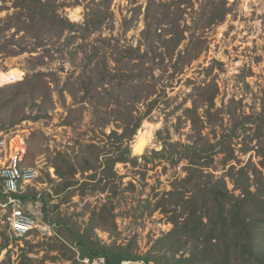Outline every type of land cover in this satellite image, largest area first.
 Instances as JSON below:
<instances>
[{"label":"rangeland","instance_id":"obj_1","mask_svg":"<svg viewBox=\"0 0 264 264\" xmlns=\"http://www.w3.org/2000/svg\"><path fill=\"white\" fill-rule=\"evenodd\" d=\"M15 1L0 0V27H5L17 15L28 19L24 10L14 7ZM222 1H226L228 9L226 18L208 24L210 14ZM41 2L50 9L55 8L60 18L75 26L67 28L60 39L46 34L42 39L45 46L34 52L0 58V73L19 77L11 83L4 79L1 90L35 73L46 76L44 79L50 88L49 91L45 84L36 86L32 100L20 86L22 94L6 106L1 104L9 96L0 95V136L24 139L26 155L22 165L36 164L39 169L38 179L25 192L24 204L30 209L39 195L38 216L50 228L49 234L35 232L28 238L16 239L0 223V243L7 241L8 244L6 251L0 253V261L8 257L10 264H19L25 255L32 261L29 264H38L41 259L44 264H71L61 250V244H65L75 259L85 264L79 259L77 247L64 240L62 225L78 226L84 232L91 216L100 213L103 207L111 209L106 227L111 226V218L117 229L114 233L95 229L97 239L106 245L134 240L136 252L145 254L157 238L172 228L160 212L151 213V209L155 197L170 191L173 179L184 177L186 162L145 163L141 157L150 158L154 151H161L156 138L159 130L163 138L167 130L171 142L189 143L191 127L183 111L192 107L194 87L209 81L215 82L219 89L214 110H220L221 120L218 118L217 123L209 124L203 135L212 145L223 136L224 144H230L237 159L231 164L244 165L251 161L264 182V126L259 137L254 136L251 141L247 138L256 133L257 114L264 108V0H156L170 6L169 12L157 6L158 13H165L168 21L175 20L185 31V39L176 53L189 50L200 54L180 74L174 73L173 62L161 63L159 59L158 62L153 58L152 48L147 49L141 43L148 0ZM164 23L158 26V33L167 28ZM13 33L14 29L0 33V44ZM21 36L22 33L18 34L15 40ZM33 41L28 42L29 49ZM139 45L138 52L131 51L130 48L136 49ZM159 52L164 49L160 48ZM42 55L45 58L40 64L38 57ZM130 58L134 60L130 62ZM5 77L8 81L9 77ZM150 86L155 87L157 94L145 100L143 97ZM65 88L60 98L59 91ZM137 99L142 101L136 103ZM155 99L153 110L145 115L148 102ZM233 110L235 115L229 112ZM130 114L136 121L143 118L131 141L121 146L129 147L132 152L126 162L110 166L109 157H115L116 152L113 132H122ZM248 115L252 116L249 122L243 127L239 125ZM23 117L25 120L20 121ZM145 129L152 130V138L140 155H134L135 137ZM247 147L251 151L244 153ZM90 155L97 159H91V170L83 172L80 166ZM133 157H138L136 164L132 163ZM58 158H66L76 169L69 179L72 186L64 190H61L63 180L54 166ZM211 158V172L219 178L223 168L231 164L222 166L224 153L220 146L214 148ZM225 181L232 190V182L228 178ZM234 193L238 195L237 191Z\"/></svg>","mask_w":264,"mask_h":264},{"label":"trees","instance_id":"obj_2","mask_svg":"<svg viewBox=\"0 0 264 264\" xmlns=\"http://www.w3.org/2000/svg\"><path fill=\"white\" fill-rule=\"evenodd\" d=\"M221 3L217 8L215 5L213 6V9H216L210 14L208 24L222 22L226 18L228 13V9L225 8L226 1ZM157 6L161 9L164 7L169 12V5L156 3V0H148L145 29L141 32V43L147 49L152 48L153 58L158 62L159 60L161 63H164L165 60L173 62L174 73L180 74L183 67L196 60L200 54L189 50L176 53L185 39V31L175 20L168 21V16H165V13L159 14ZM14 7L24 10L28 19H21V16L17 15L11 17L10 23L5 27H0V33L14 29L13 35L10 38H3L4 42L0 44V58L16 57L27 52H34V50L45 46L42 39L46 34L60 39L67 28L72 29L75 26L67 19L60 18L55 8L50 9L46 4H42L41 0H16ZM163 23L167 28H163L158 33L160 30L158 26ZM88 27L87 24L85 28ZM20 33L22 36L16 41L15 36ZM30 40H34L31 49L27 45ZM16 42H19L18 47L15 46ZM139 48L140 45L136 49H130L133 52H138ZM160 48H163L164 52H159ZM44 58V55L38 57L41 61L40 64H43ZM133 60L129 59L130 62ZM209 72L210 68L207 70V73ZM0 74L9 77L7 83L19 79V77L15 79L9 73L1 72ZM45 77L42 73H35L19 83L7 85L5 90L0 88V95L7 94L9 96L1 105H9L17 98V95L22 94L20 92L22 88L28 92L25 94L26 97L29 95L32 100L36 86L45 84V87L50 91L49 83L46 82ZM20 86L21 89H19ZM147 88L146 95L143 97L145 100H149L150 97L157 94L154 86ZM66 89L59 91L60 98ZM96 90L97 87H95V91L93 90L94 94ZM89 91L87 89V92ZM69 92L74 94L72 90ZM218 94L219 89L215 82L209 81L204 85L195 86L191 94L193 97L192 107L183 111L185 120L190 122L191 127L189 143L171 142L168 131L166 130V138H163L162 131L159 130L156 138L161 144V151H154L150 158L146 155L141 157L145 163L152 160H163L173 165L186 162L183 167L184 177L173 179L170 191L163 193L159 198L155 197L151 209V213L158 211L166 218V221L172 226L171 230L157 238L143 255L136 252L134 240H130L126 244H117L115 241L106 245L97 239L93 233L94 230L114 233L117 228L111 218V226L109 229L106 227L111 209L103 207L100 213L97 215L94 213L91 216L88 228L84 232H81V228L78 226L62 225L64 233L61 234L64 236V240L77 247L80 260L87 259L91 263L102 258L104 264H123L124 262L133 264H138V262L143 264H264V182L262 174L251 161L244 165H240L238 162L231 164L237 159L230 144H224L223 136L212 145L209 143L208 137L203 135L209 124L217 123L218 118L221 120L220 110H214ZM140 101L142 100L137 99L136 103ZM156 103L157 99L148 102L145 115L153 110ZM200 110L202 114H200ZM229 112L235 115L234 110ZM127 118L122 132L120 134L113 132V137L116 138V152L115 157H109L110 166L126 162L125 160L132 152L129 147L122 148L121 146L129 140L131 141L143 118L136 121L132 114ZM251 118L250 115L245 116L244 120L246 121L240 122L239 125L245 126ZM24 120L23 117L20 121ZM256 120L258 128L253 137H247L250 141L254 139V136L259 137L261 127L264 126V108L263 112L257 114ZM179 121H181L180 118L178 125ZM178 130L179 126L176 127V131ZM235 133L236 129H233L232 134ZM216 146L222 147L224 153V158L221 161L222 166L231 164L227 169L223 168L224 172L219 178L211 172L213 162L211 157ZM248 151H251L248 147L243 149L244 153ZM90 157L91 155L80 166L83 172L91 170V159H97V156ZM137 160L138 157H133L132 163L136 164ZM55 162L57 175L63 180L61 190L71 187L72 183L69 179L76 169L66 158H58ZM225 178L232 182V190H229ZM236 191L238 195L234 193ZM55 194L60 195L59 192ZM19 198L25 200V194L20 195ZM148 206H150L149 203ZM7 247V241L1 242L0 253L3 250L6 251ZM29 250L32 251L33 246H30ZM61 250H64V259L70 261L71 264H81L65 244H61ZM30 262H32L31 259L23 255L19 264H29ZM0 264H10L9 258L1 260ZM38 264H44V260L41 259Z\"/></svg>","mask_w":264,"mask_h":264},{"label":"built area","instance_id":"obj_3","mask_svg":"<svg viewBox=\"0 0 264 264\" xmlns=\"http://www.w3.org/2000/svg\"><path fill=\"white\" fill-rule=\"evenodd\" d=\"M25 151V144L17 149L12 144V138L0 136V223L5 225L16 239L28 238L35 232L49 234L50 228L49 224L30 212L19 198L39 177L36 164L22 165ZM83 262L89 263L87 259ZM104 263V259L100 258L92 264Z\"/></svg>","mask_w":264,"mask_h":264},{"label":"bare ground","instance_id":"obj_4","mask_svg":"<svg viewBox=\"0 0 264 264\" xmlns=\"http://www.w3.org/2000/svg\"><path fill=\"white\" fill-rule=\"evenodd\" d=\"M4 79L7 82V78L5 77V75L4 74H0V85H2L4 83ZM151 135H152V130L151 129H148L145 132H142V131L138 132V135L135 137L136 140H135V142H134V144L132 146L134 155H140L142 153V151L144 150L145 146L147 145L149 140L152 138Z\"/></svg>","mask_w":264,"mask_h":264},{"label":"crops","instance_id":"obj_5","mask_svg":"<svg viewBox=\"0 0 264 264\" xmlns=\"http://www.w3.org/2000/svg\"><path fill=\"white\" fill-rule=\"evenodd\" d=\"M12 138V142L14 141V147L15 148H17V149H19L23 144H25L24 143V139L23 138H20L19 136H16V138H14V137H11ZM16 142V143H15ZM25 153H26V151H25ZM32 166H34V165H32ZM24 195V194H23ZM26 195V194H25ZM37 197H39V195H36L35 196V201H33V203L30 205L31 206V208L29 209V208H27L30 212H33V214L34 215H36L37 217H39L38 216V214L40 213V210L38 209V206H39V201L37 200ZM25 198H26V196H25ZM23 201V203H24V200H22ZM26 206V205H25ZM40 218V217H39Z\"/></svg>","mask_w":264,"mask_h":264}]
</instances>
